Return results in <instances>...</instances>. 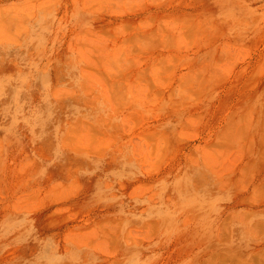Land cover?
I'll list each match as a JSON object with an SVG mask.
<instances>
[{
    "label": "rangeland",
    "instance_id": "1",
    "mask_svg": "<svg viewBox=\"0 0 264 264\" xmlns=\"http://www.w3.org/2000/svg\"><path fill=\"white\" fill-rule=\"evenodd\" d=\"M0 264H264V0H0Z\"/></svg>",
    "mask_w": 264,
    "mask_h": 264
}]
</instances>
